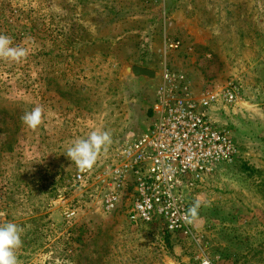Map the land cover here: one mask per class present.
Here are the masks:
<instances>
[{
	"label": "rangeland",
	"instance_id": "obj_1",
	"mask_svg": "<svg viewBox=\"0 0 264 264\" xmlns=\"http://www.w3.org/2000/svg\"><path fill=\"white\" fill-rule=\"evenodd\" d=\"M0 34L29 53L0 60V223L24 228L19 264H264V0H0ZM127 66L180 71L196 97L239 88L234 104L206 110L239 155L196 191L193 238L165 241L159 226L129 223L125 202L105 215L72 187L75 139L109 131L98 162L147 132L158 78L131 84ZM36 106L43 122L30 129L20 118Z\"/></svg>",
	"mask_w": 264,
	"mask_h": 264
},
{
	"label": "built area",
	"instance_id": "obj_2",
	"mask_svg": "<svg viewBox=\"0 0 264 264\" xmlns=\"http://www.w3.org/2000/svg\"><path fill=\"white\" fill-rule=\"evenodd\" d=\"M168 48L178 50L180 42ZM239 88L232 82L218 92L196 97L188 77L163 67L157 79L145 133L125 138L87 171L72 176V187L99 198L103 214L122 209L134 225H157L169 234L194 237V221L185 214L196 191L218 165H232L239 155L231 132L212 120L206 110L218 101L234 104ZM65 220L76 217L75 206L59 195ZM202 264H210L208 260Z\"/></svg>",
	"mask_w": 264,
	"mask_h": 264
},
{
	"label": "clouds",
	"instance_id": "obj_3",
	"mask_svg": "<svg viewBox=\"0 0 264 264\" xmlns=\"http://www.w3.org/2000/svg\"><path fill=\"white\" fill-rule=\"evenodd\" d=\"M13 38L0 34V60L10 62H22L27 59L29 53L25 47L13 46ZM44 109L36 106L31 111L21 116L22 123L30 129L38 128L43 122ZM112 144V135L109 131H91L86 138L75 139L67 147L66 155L80 171H87L94 167L102 152L106 153ZM200 201H195L187 209L186 215L189 221L198 218ZM24 228L14 222L0 223V264H19L17 251L22 247V235Z\"/></svg>",
	"mask_w": 264,
	"mask_h": 264
},
{
	"label": "water",
	"instance_id": "obj_4",
	"mask_svg": "<svg viewBox=\"0 0 264 264\" xmlns=\"http://www.w3.org/2000/svg\"><path fill=\"white\" fill-rule=\"evenodd\" d=\"M123 74L131 84L137 86L148 81H155L159 77L158 72L138 66H127L124 68Z\"/></svg>",
	"mask_w": 264,
	"mask_h": 264
},
{
	"label": "trees",
	"instance_id": "obj_5",
	"mask_svg": "<svg viewBox=\"0 0 264 264\" xmlns=\"http://www.w3.org/2000/svg\"><path fill=\"white\" fill-rule=\"evenodd\" d=\"M150 115V110H148V116ZM15 132V131H14ZM14 132H13V134H14ZM10 142V143H9ZM11 143H13V139H12V137H11V141H8L7 142V144H6V151L8 152V151H11L12 150V144ZM160 234L162 235V237H163V239L165 240V241H168L169 240V238H171V237H178V236H176V235H172V234H169V233H167L166 231H164V230H162L161 229V231H160Z\"/></svg>",
	"mask_w": 264,
	"mask_h": 264
}]
</instances>
